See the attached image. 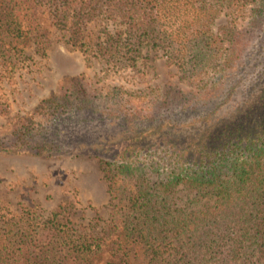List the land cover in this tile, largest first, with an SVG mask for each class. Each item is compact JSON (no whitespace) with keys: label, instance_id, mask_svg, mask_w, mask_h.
Instances as JSON below:
<instances>
[{"label":"trees","instance_id":"trees-1","mask_svg":"<svg viewBox=\"0 0 264 264\" xmlns=\"http://www.w3.org/2000/svg\"><path fill=\"white\" fill-rule=\"evenodd\" d=\"M250 2L252 18L241 38H232L221 69L244 56L250 32L262 20L264 0H0V63L7 65L30 37L41 42L42 22L49 19L66 32L67 43L107 61L134 66L149 46L166 48L180 69L195 71L222 57L215 19L222 12H243ZM223 33L231 36L233 30ZM110 94L75 76L63 93L45 98L34 112L51 118L72 108H93L108 96L115 104ZM186 99L170 88L160 103L152 100L160 113L174 111ZM253 107L258 113L251 118L235 114L219 131L201 130L197 140L193 135L196 145L189 153L164 146L181 164L170 173L160 172L158 163L102 160L110 188L119 174L134 185L124 225L105 246L101 237L62 222L59 211L46 218L30 209L0 212V264H264V98ZM33 118L15 125L17 141L34 133ZM180 191L191 198L183 201ZM131 253H142L145 262L132 263Z\"/></svg>","mask_w":264,"mask_h":264},{"label":"rangeland","instance_id":"rangeland-1","mask_svg":"<svg viewBox=\"0 0 264 264\" xmlns=\"http://www.w3.org/2000/svg\"><path fill=\"white\" fill-rule=\"evenodd\" d=\"M253 5L215 19L212 27L222 57L195 71L180 69L166 48L149 46L142 48L134 66L107 61L73 47L65 31L43 20L41 42L30 37L7 65L0 63V212L30 209L46 218L59 211L62 222L101 237L103 246L115 239L134 185L119 174L110 188L102 160L158 163L159 171L167 174L181 164L164 146L189 153L196 145L191 137L196 134L197 140L201 130L216 132L235 114L241 119L258 113L253 106L264 98V12L250 32L244 56L221 69L232 38H241L250 22ZM228 28L231 36L223 33ZM75 76L91 89L112 91L115 104L108 96L97 99L93 108H72L51 118L34 112L45 98L63 93ZM170 88L187 99L174 111L155 112L152 99L160 103ZM31 115L35 131L19 142L13 135L15 125ZM178 195L183 201L191 198L185 191ZM130 257L132 263L145 262L142 253Z\"/></svg>","mask_w":264,"mask_h":264}]
</instances>
